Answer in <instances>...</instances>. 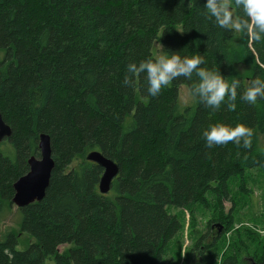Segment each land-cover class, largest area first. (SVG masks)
<instances>
[{"label":"trees","instance_id":"16d2710c","mask_svg":"<svg viewBox=\"0 0 264 264\" xmlns=\"http://www.w3.org/2000/svg\"><path fill=\"white\" fill-rule=\"evenodd\" d=\"M202 3L0 0V114L11 129L0 140V218L28 158L39 157L41 133L54 161L44 197L17 207L19 232L1 235L0 264H161L181 228L170 208L198 205L213 207L221 235H230L206 245L200 237L190 260L199 250L202 264H264V231L234 228L253 173L263 178L264 220V98L240 99L264 79V41L218 28ZM156 45L158 54L202 55L203 67L238 80L236 110L227 97L216 111L194 97L195 73L148 96L145 74H128L127 65L155 59ZM180 86L191 105H181ZM217 123L249 126L251 146H208L203 131ZM91 151L118 166L106 194L98 190L102 168L86 160ZM20 233L32 239L21 249Z\"/></svg>","mask_w":264,"mask_h":264},{"label":"clouds","instance_id":"9594fccd","mask_svg":"<svg viewBox=\"0 0 264 264\" xmlns=\"http://www.w3.org/2000/svg\"><path fill=\"white\" fill-rule=\"evenodd\" d=\"M203 12L214 20L215 25L229 32L244 33L255 43L264 41V0H203ZM179 31V30H178ZM184 32V31H180ZM205 57L198 54L181 55L180 50L166 49L155 59L140 63H129L128 74H145L147 94L156 97L172 81L184 77L191 79L195 73L197 81L192 85L191 94L213 111L219 110L227 97L229 110L235 111L237 90L240 82L225 79V75L215 69L207 68ZM124 85L129 83L126 76ZM258 98H264V79L256 78L243 91L240 99L255 104ZM253 131L244 123L234 126L217 123L203 131L208 146L227 145L241 142L245 148L251 146Z\"/></svg>","mask_w":264,"mask_h":264},{"label":"rangeland","instance_id":"374dc122","mask_svg":"<svg viewBox=\"0 0 264 264\" xmlns=\"http://www.w3.org/2000/svg\"><path fill=\"white\" fill-rule=\"evenodd\" d=\"M236 35L238 36L237 32ZM159 49L160 46L156 45L155 57L159 55ZM156 50L158 51L156 52ZM178 97L181 105L187 106L192 104L191 96L185 86H180L178 88ZM258 149L264 150V135H261L258 139ZM249 178L251 181L247 184V188L251 190V194L249 198L245 199V205L240 211L241 217L237 223H234V228L240 226H243L244 228L248 227L263 234L264 220H262L263 218L261 217V213L263 212L261 205L263 178L254 173L252 175L250 174ZM231 196L236 198L239 197L238 195L233 194ZM230 206V202H224L226 212L230 209ZM169 211L179 217L181 228L168 242L161 264H202V260L198 255L199 250L192 255L191 260L190 257H188L193 244L200 241V237H205V239L202 240L205 245L219 239L221 233H223L225 225L222 221L213 219V207L206 208L202 205H198L191 211L174 207L170 208ZM18 218L19 214L17 207L13 204L11 209L0 218V237L10 230L16 233L19 232ZM259 222H261L262 225H259ZM219 225H221V227L223 226L220 234L217 233ZM229 235V232L225 233L223 236L221 235V240H224L226 243L229 240ZM17 236H19L20 240V247H18L20 249L29 241H32V239L26 234L20 233L17 234ZM67 247L68 245H61L58 246V249L62 252ZM203 247L204 246H201V248Z\"/></svg>","mask_w":264,"mask_h":264},{"label":"water","instance_id":"95a60500","mask_svg":"<svg viewBox=\"0 0 264 264\" xmlns=\"http://www.w3.org/2000/svg\"><path fill=\"white\" fill-rule=\"evenodd\" d=\"M11 129L0 114V140L9 137ZM39 157L30 156L27 160L28 171L20 176L14 183L12 204L16 207H24L30 203L40 201L50 182L54 161L51 157L50 138L41 133L38 137ZM86 160L96 163L102 168L98 182V190L101 194L110 191L112 180L118 174L117 164L99 151H91L86 155ZM221 226V225H219Z\"/></svg>","mask_w":264,"mask_h":264},{"label":"flooded vegetation","instance_id":"af4514ba","mask_svg":"<svg viewBox=\"0 0 264 264\" xmlns=\"http://www.w3.org/2000/svg\"><path fill=\"white\" fill-rule=\"evenodd\" d=\"M12 197H13V196H12ZM11 199H12V198H11ZM11 203H12V200H11ZM221 229H222V227H221V226H218V234H220ZM203 239H205V237H203Z\"/></svg>","mask_w":264,"mask_h":264},{"label":"bare ground","instance_id":"6f19581e","mask_svg":"<svg viewBox=\"0 0 264 264\" xmlns=\"http://www.w3.org/2000/svg\"><path fill=\"white\" fill-rule=\"evenodd\" d=\"M12 200V199H11Z\"/></svg>","mask_w":264,"mask_h":264}]
</instances>
